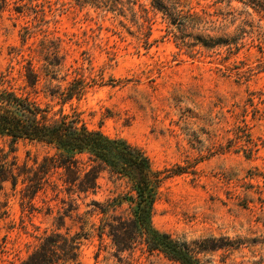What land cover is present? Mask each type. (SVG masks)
I'll return each mask as SVG.
<instances>
[{"label":"rangeland","instance_id":"374dc122","mask_svg":"<svg viewBox=\"0 0 264 264\" xmlns=\"http://www.w3.org/2000/svg\"><path fill=\"white\" fill-rule=\"evenodd\" d=\"M0 1V87L50 122L67 116L126 139L172 175L153 224L201 264H264V0H182L211 15L216 35L242 38L228 61L227 48L181 51L151 0ZM56 153L0 136L10 177L0 181V264H22L54 233L78 238L82 264H180L129 233L137 194L127 178L88 154L44 174Z\"/></svg>","mask_w":264,"mask_h":264},{"label":"trees","instance_id":"16d2710c","mask_svg":"<svg viewBox=\"0 0 264 264\" xmlns=\"http://www.w3.org/2000/svg\"><path fill=\"white\" fill-rule=\"evenodd\" d=\"M99 2L108 4L107 0ZM151 2L152 6L162 12L169 21L168 34L174 37L178 47L185 54L191 57L204 53L219 55L218 52L222 48H227L228 54L224 60L228 61L241 50L242 38L228 33L216 35L223 29L217 27L215 21L210 19L211 15L200 16L186 10L182 0ZM5 9L6 3L0 1V17ZM75 85L76 83L71 85L72 94L78 90ZM0 136L9 138L12 143L29 140L53 146L57 151L56 158L46 161L45 169L42 171L44 174L52 167L70 166L79 154H88L95 162L127 178L137 194L133 219L128 224L129 233L141 238L150 252H160L180 264H201L170 234L155 228L152 217L156 192L162 181L172 175L163 177L162 171H156L150 158L141 148L124 138H112L100 130H90L79 119L64 116L50 122L43 110L30 99L15 90L2 87H0ZM245 136L249 138L247 142L252 152L257 145L252 141L251 135ZM8 180L10 177L7 175H0L1 182ZM42 180L43 177H39L38 184L41 185ZM13 185H17L15 177ZM115 237L116 242L121 244L118 236ZM79 248L80 242L77 237L54 233L46 236L38 249L22 264H82Z\"/></svg>","mask_w":264,"mask_h":264}]
</instances>
